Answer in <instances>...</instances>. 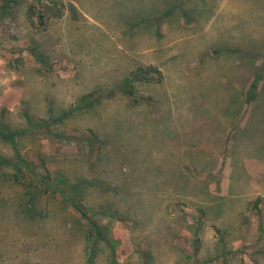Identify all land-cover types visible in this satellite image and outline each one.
Listing matches in <instances>:
<instances>
[{"label":"rangeland","instance_id":"374dc122","mask_svg":"<svg viewBox=\"0 0 264 264\" xmlns=\"http://www.w3.org/2000/svg\"><path fill=\"white\" fill-rule=\"evenodd\" d=\"M4 1L0 132L17 145L0 139L12 164L0 165V264H264V202L261 215L252 208L264 173L240 171L264 147V119L238 108L234 86L247 62L264 84V36L248 49L221 16L210 26L206 7L196 32L162 40L165 52L187 50L191 72L165 77L135 38L178 12L152 0L112 7L106 18L129 17L127 30L102 28L78 0H17L12 14ZM255 8L264 22V0ZM210 46L214 61L202 56Z\"/></svg>","mask_w":264,"mask_h":264},{"label":"crops","instance_id":"0c3cea01","mask_svg":"<svg viewBox=\"0 0 264 264\" xmlns=\"http://www.w3.org/2000/svg\"><path fill=\"white\" fill-rule=\"evenodd\" d=\"M154 1V7L157 10H161L165 12L166 14H173V12H178V16L168 20V22L161 23L160 30L155 29L154 31L151 30L150 33L146 35L144 34V37H141L140 40L136 39L137 47H141L142 49H137L138 54L142 53H148L154 56V64L158 65L160 67L161 76L165 77H176L177 75L187 76L190 75L191 72L189 69H186L185 65V59H186V52L182 51L177 52L176 50L174 52L168 53L163 51L161 48H163L164 45L162 40L167 36V34L170 32V30H173V32H177L180 29V32L184 34L183 38H186L190 36L192 33L196 32L195 29L196 25L200 21L202 22L201 18H199V15L202 10L206 7L210 8L213 7V11L210 15L211 24L216 21V18L218 16L222 17V23L220 24V28L222 29H231L233 30L232 40H238V43H242V40L247 39L245 44L247 45L248 49L251 48V46H255L258 44H261L259 41H262L261 37L264 36V22L262 20V11L255 8L256 0H152ZM131 0H78L76 2V6L79 7V10H84V4L87 7L88 12H93L98 14H102V21L101 23L102 28L108 27V28H119V29H127L129 30L131 26V23H133V20H130V18H126L125 20L121 18H116L113 20H110L106 18L105 14H109L112 11V7L118 6L120 7V11L123 10L124 7H126V12H132V6L130 4ZM198 3V4H197ZM138 6V5H137ZM182 6V12L179 10V8ZM199 6V7H198ZM128 7H131V9H128ZM136 7V6H135ZM198 7V9L196 8ZM137 10V9H136ZM163 14V13H162ZM202 17V14L200 15ZM154 18L156 19L155 15H152V18L150 19L149 23L151 24H145L146 26H153L154 24ZM139 21V20H138ZM140 22V21H139ZM119 23V24H117ZM140 25H143L141 23ZM192 30L189 32L188 30ZM190 35H188L187 33ZM130 32V31H129ZM131 34V33H130ZM133 35V34H131ZM148 36V37H147ZM245 36V38L243 37ZM147 37V38H146ZM175 37V36H174ZM147 40L146 43H152L154 46H151L150 48L145 47L144 41L142 39ZM161 40V41H160ZM240 41V42H239ZM141 42V43H140ZM264 42V41H263ZM230 43H232L230 41ZM244 44V43H242ZM264 44V43H263ZM139 45V46H138ZM169 45V44H168ZM240 45V44H239ZM144 46V48L142 47ZM212 46V45H211ZM204 47L202 49V56L203 58H206L207 60L214 61L213 58L216 59L215 50L216 47ZM195 48V46H193ZM171 48V47H169ZM194 51V49H192ZM190 50V52H192ZM218 51V50H217ZM216 51V52H217ZM177 52V53H176ZM196 52V50L194 51ZM171 54H173L172 58L170 57ZM177 54V62L175 63ZM193 52L190 54V58L194 57L196 53ZM237 57V56H236ZM182 66L181 67V61ZM238 60V57L236 58ZM174 61V62H173ZM173 62V63H172ZM182 69L181 71L176 74V72L179 71V69ZM246 70L247 74H245V78H241V76L237 77V82L235 83V89L238 94L239 103H236L238 108L240 109H251L250 115L257 116L258 119H264V101L261 99H246L245 95L249 91L255 90L258 91L257 93H261L264 91V84H261V81H258V79L255 77L254 71L256 70V66L251 65L249 66V62L246 64ZM264 69V67H263ZM187 71V72H186ZM179 76V77H180ZM253 78V80H250V77ZM260 78V77H258ZM255 79V80H254ZM257 79V80H256ZM259 110V111H258ZM255 111H258L255 113ZM260 140H264V136L259 137ZM235 138H233V144L232 149L235 146ZM239 147V146H238ZM257 148H259L255 153H247L245 157V165L246 167H243L240 171L241 173L246 174H252L254 178H256L259 174L264 173V147L262 143H259ZM242 157V156H241ZM243 158V157H242Z\"/></svg>","mask_w":264,"mask_h":264},{"label":"trees","instance_id":"16d2710c","mask_svg":"<svg viewBox=\"0 0 264 264\" xmlns=\"http://www.w3.org/2000/svg\"><path fill=\"white\" fill-rule=\"evenodd\" d=\"M16 1L17 0H5L3 2V4H2L1 8L4 11H6L7 13H11L12 14V10L14 9L13 5L16 3ZM157 72H158L157 70H154V73H157ZM127 94L134 95L133 92H131V91H127ZM256 95L258 96V93L257 94L256 93L254 94L255 98L257 97ZM13 134H11V136H8V135L0 132V139H2V140H9L10 138L12 139V138H14V135H15V134L14 135ZM11 144L14 145V147H16V145H17V143L15 144V142L13 141V139L11 140ZM19 155H20V153H19ZM19 155H18V157H19ZM2 158H4V157H1V155H0V165H3V163L4 164H8V165H12L11 163L5 162V160H4L5 158L4 159H2ZM16 161L17 160H15V163H16ZM19 171H20V169H19ZM16 175H17L16 177L19 179L18 174H16ZM263 202H264V199L263 198H258V199H256L253 202V205H252V208L259 215H261V213H262L261 204ZM72 203L77 208V210L80 213H82V215H84L85 217H87V213L85 212V210L83 208L81 209L80 207L76 206L74 200H72ZM91 225H92V230L94 232V236L96 237V239H98V240H104L103 235H102V232H101L100 225L96 221H91Z\"/></svg>","mask_w":264,"mask_h":264}]
</instances>
